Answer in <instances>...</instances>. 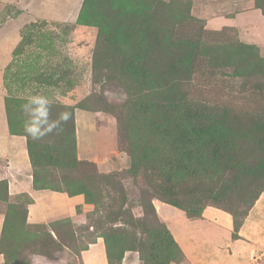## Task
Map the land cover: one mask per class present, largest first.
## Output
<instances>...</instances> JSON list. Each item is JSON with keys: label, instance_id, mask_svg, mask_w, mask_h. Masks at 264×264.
<instances>
[{"label": "rangeland", "instance_id": "1", "mask_svg": "<svg viewBox=\"0 0 264 264\" xmlns=\"http://www.w3.org/2000/svg\"><path fill=\"white\" fill-rule=\"evenodd\" d=\"M2 8L15 15L31 9L42 23L41 30L26 33V38L36 39L33 46L15 58L12 51L11 71H4L2 78L7 95L17 101L20 123L28 118L24 105L37 94L51 101L50 120L62 111L71 113L72 106L63 102H70L69 89L78 79L81 90L84 85L89 90L84 106L107 111L118 129L115 157L77 168L71 167L76 163L71 119L44 137L62 140V159L61 169L55 170L53 162L41 169L50 172V180L65 176L69 189L85 188L93 204L86 203L92 208L82 212L80 221L78 217L74 222L29 225L33 238L23 257L50 255L63 246L71 251L68 264H79L78 252L104 235L109 243L113 241L114 257L136 247L152 258L149 264H159L164 233L152 209L155 201L173 203L193 215L222 205L240 212L264 189V76L238 63L245 54L255 60L251 65H264V25L260 24L264 0H18ZM254 11L256 21L251 20ZM95 19L96 25L107 26L105 34L87 25ZM166 20L173 25L165 34L161 23ZM78 25L90 29H81L83 33L78 31L73 41L66 42ZM138 38L169 45L164 57L156 58L158 68L166 66L170 78L163 91L155 85L146 90L126 80L132 75L123 66L131 61L129 47L123 48L125 57L113 47ZM157 50L153 49L154 57ZM4 66L0 63V68ZM55 69L66 75L62 85H41L34 77L44 71L54 82L59 75ZM215 120L226 126L227 133L209 139L200 128L214 125ZM188 124L200 136L190 132ZM85 144L87 149L96 145L91 132ZM222 188L227 189L225 197L217 196ZM18 211L14 220L24 212ZM10 240L5 244L13 251L17 245ZM31 251L39 254H28Z\"/></svg>", "mask_w": 264, "mask_h": 264}, {"label": "crops", "instance_id": "2", "mask_svg": "<svg viewBox=\"0 0 264 264\" xmlns=\"http://www.w3.org/2000/svg\"><path fill=\"white\" fill-rule=\"evenodd\" d=\"M17 1L0 0V47L7 46L8 48L7 52L0 48V63L5 64L0 68L2 85H0V237L7 208L10 205L22 203L26 206L27 225L52 224L65 219L74 222L78 217L77 221H80L82 212L92 208L85 203L83 195L69 196L66 193L49 189H34L33 170L28 157L26 137L12 135L9 132L5 110L7 90L3 87V74L5 68L10 65L9 63L13 62L12 51L14 52V48L19 46L26 33L42 28L38 27L42 23L37 21V15L31 9L24 8L16 15L13 11L3 12V5L15 4ZM255 13L254 11L250 14L253 21L258 18ZM262 19L260 24L264 25V18ZM237 28L240 27L237 26ZM29 29L30 32H28ZM81 29L84 32L90 28L76 26L66 42L73 41L78 31L83 33ZM35 40V38L25 39V43L28 44L25 51L26 48L33 46ZM76 82L78 83H73L72 88L69 89L71 90L70 102H63L72 107L84 101L89 92L85 85L83 92L78 79ZM73 122L78 160L104 162L118 154L117 124L109 113L100 109L91 111L74 108ZM88 132H91L96 143L93 149L86 148ZM24 199L27 201L24 202ZM154 209L158 219L165 224L188 264H264V190L249 210L238 231L239 238L236 240L232 239V216L218 208H204L201 217L197 219H189L182 209L161 201L154 202ZM70 252V249L65 247L63 254L54 259L32 255L30 263L67 264ZM78 258L79 264H108L103 239L97 237L89 243L86 249L78 253ZM0 264H4L2 254H0ZM121 264L143 263L136 252L128 251L124 253Z\"/></svg>", "mask_w": 264, "mask_h": 264}, {"label": "trees", "instance_id": "3", "mask_svg": "<svg viewBox=\"0 0 264 264\" xmlns=\"http://www.w3.org/2000/svg\"><path fill=\"white\" fill-rule=\"evenodd\" d=\"M83 20V19H81ZM79 20L78 21L81 23V25H86L85 23H83V21ZM171 20H166V22H162V31H168L167 29H169V27H172V22H170ZM98 24L97 19H95L94 21H89L90 26H97L99 27V31H101V33L105 34L106 31H108L106 28H104L105 26H99L96 25ZM138 25V24H135ZM136 29H138V26H136ZM172 30V29H170ZM167 32H165L166 34ZM99 36V34H98ZM100 38H102V35H100ZM25 39L26 40H30V38H26V36H24L22 38V41L20 42L19 46L17 48H15L13 55L14 57L20 55V53H23V50L25 49L26 46H28V44L25 43ZM32 40V39H31ZM107 39H105L104 42H106ZM166 43V42H165ZM155 43V42H150L146 39H142V38H138L137 40H133L130 43L126 42V44H116V46H114L113 48L118 51L117 54H119L122 57H125V55L123 54V48L124 47H129V58L131 59V61L129 60V62H127V64H124L123 66H125L124 69L127 70V72L131 73L132 75L128 77V79H126L129 82H133L136 81L139 85L143 87L146 90H149L153 85L157 86L155 87L156 89H162V91L164 90V88L168 85L167 83L170 81V78H166L167 75V70H166V66H164V68L162 67V69L158 68V62L156 60V58L158 57H164V52H168L169 50V45L166 43ZM30 44V43H29ZM105 44V43H104ZM165 46L166 49H163V47ZM242 47V46H241ZM153 49H159L157 50V55L154 57L153 55ZM246 49H252L250 46H247ZM131 51L133 52H137L136 54H131ZM139 51V52H138ZM247 54V52H246ZM94 57L93 56V63H94ZM255 57V56H254ZM242 59V63L238 62L239 64L243 65L241 66V68H247L248 70L250 69L251 72H253L254 74H259L264 76V65L263 66H258L256 65H251L250 61L255 63L254 59H250V57L247 58V56L245 54H242L241 56ZM136 61V63H134ZM142 61V62H140ZM163 64H165V62H163ZM61 65V64H58ZM10 65H8L5 68V71L9 72L11 71V68L9 67ZM57 66V65H56ZM250 66V67H249ZM168 67H170L168 65ZM93 69H94V65H93ZM18 71H13V73H17ZM55 72H59V75H57V80H54V82H52V80L50 81V78H48V76H46L47 74L42 71V72H38L36 74H34L35 79L39 80V83L41 85H45L47 84V86L53 85L55 83L57 84H61L64 82L65 76L64 73L61 70H57L55 69ZM159 72V73H157ZM45 73V74H44ZM138 75H143V76H139V78H136ZM162 74V77L164 79H162V77H160V75ZM166 74V75H165ZM24 78L27 77V74H23L22 76H24ZM49 75V74H48ZM145 75V77H144ZM19 76V75H17ZM158 76V77H157ZM32 77V76H31ZM135 78V80H134ZM36 84H39L38 81H36ZM56 85V84H55ZM72 88V87H71ZM16 100L11 98V96L7 95L5 97V110H6V116H7V123H8V129L10 134L12 135H21V136H25L26 137V146H27V152H28V157H29V161L33 170V185H34V189H49L52 191H56V192H61V193H66L69 196H74V195H83L84 196V200L85 203L88 204H93V202H91L92 200L91 198V193L87 192L85 188L83 187H75V188H68L66 186V182L67 179L65 178V176L61 179V181L59 180H50L49 176L51 175L50 172L47 169H41V166L43 164H47L50 162H53V167L55 168V170L57 169H61V165H60V161L62 159V152H61V148H59L60 143L62 142V140L60 138L55 137L54 140H46V138H43L41 140H33L30 137L27 136V134L25 133V131L23 130L24 125L22 124L23 119L21 120L22 122L20 123V121L18 120V114L16 113ZM74 108H80L83 110H93L96 111V109H90L88 106H84L83 102H79L78 104H76V106L72 107L70 109L71 114H72V119L70 120L71 122V135H72V141H73V150H74V156H75V162L74 164L71 165V167L73 168H77L79 165L85 164V163H90L88 161H80L77 159L76 157V140H75V131H74V122H73V109ZM181 111L187 112V109H185L184 107H182ZM107 112V111H106ZM190 112H192V110H190ZM108 113V112H107ZM213 117H215L214 114H210ZM17 123H19L20 125H18ZM193 124V123H192ZM188 129L190 132L195 133L196 135L200 136L199 133L197 132V130L194 129V127L191 124H188ZM203 132L205 133L206 136H209V139L216 137V136H224L227 133L226 130V126L223 125L222 123H220V121L215 120L214 125L207 123L205 128H200ZM205 136V137H206ZM57 141L59 142L58 146H57ZM210 141V140H209ZM203 141H199L198 139V143L202 144ZM53 143V144H52ZM261 166H264V162L261 163ZM245 171V170H243ZM63 182V186L62 188L58 185V183ZM226 187V186H225ZM79 188V189H78ZM74 189V190H71ZM264 190V189H263ZM259 191L250 201V203L247 206L246 210H241L239 212V209L235 208V207H226V206H220L217 207L220 210H223L225 212H227L228 214H230L232 216L233 219V232H232V239L236 240L239 238L238 236V231L240 229V227L242 226L246 216L248 215L249 210L251 209V207L253 206L254 202L257 200V198L259 197L260 193L263 191ZM227 194V189L226 188H222V190H219L217 192V196H221V197H225ZM170 204V203H167ZM23 204H19V205H10L7 208V212H6V217H5V221H4V225H3V229H2V234L0 237V254L3 255L4 257V264H31L29 258L26 259V257H23V253H25L26 248L29 246V240L32 239L33 237H31V232L28 229L27 223H26V206H22ZM170 205L177 207L176 205H174L173 203H171ZM23 208V214H21L19 216V219L14 220V215L18 214L19 211L18 210H22ZM178 208V207H177ZM152 209L155 212L154 207L152 206ZM201 213L202 210L200 212H198L196 215H193L191 213H189L188 211H186V216L189 219H197L201 217ZM157 217V216H156ZM158 223H159V227L161 228L162 233V237H160V242H159V257H160V261L158 262L159 264H171V263H177V264H188L185 256L183 255L182 251L180 250V248L178 247V245L176 244V242L174 241V239L172 238V236L170 235V232L168 231L167 227L165 226V224H163L162 222H160V220L158 219V217L156 218ZM16 220H18L16 222ZM69 219H65L62 221H59L58 223H67L69 222ZM56 223V222H55ZM13 226H15V229H13ZM37 226V225H36ZM51 233H54V231L52 230V232L49 231V234L51 235ZM103 237V241L105 244V248H106V254H107V260H108V264H121V261L124 257V253L131 251V252H136L138 254V257L140 259V261H142L143 264H149L150 260L152 258L150 257H145L143 249L142 248H125L123 250L120 251V253H118L116 255V257H114V251H111L110 246L111 243L113 244V241L111 243H109V241L106 239V237L104 235H102ZM11 239L10 241L15 242V245H17L16 248L13 247V251L11 247H8V245H6L5 243ZM112 239H117L116 236H114ZM28 245V246H27ZM8 247V248H7ZM87 247L83 248L82 250L86 249ZM65 249V247H60L58 248V250H55V252H53L52 254L48 255H43V254H39L38 251H31V253L29 252L28 254H39V255H43L46 256L50 259H54L55 257L60 256L61 254H63V250ZM81 251V250H80ZM79 251V252H80ZM78 252V253H79ZM68 264V263H67Z\"/></svg>", "mask_w": 264, "mask_h": 264}, {"label": "clouds", "instance_id": "4", "mask_svg": "<svg viewBox=\"0 0 264 264\" xmlns=\"http://www.w3.org/2000/svg\"><path fill=\"white\" fill-rule=\"evenodd\" d=\"M51 101L45 95H32L24 105L27 120L24 124V131L33 140H41L52 134L54 131L62 129L64 124L72 119V114L68 111L60 112L56 119H49Z\"/></svg>", "mask_w": 264, "mask_h": 264}]
</instances>
